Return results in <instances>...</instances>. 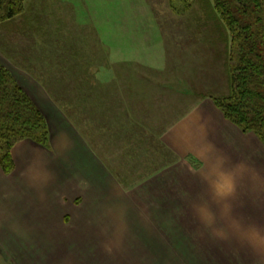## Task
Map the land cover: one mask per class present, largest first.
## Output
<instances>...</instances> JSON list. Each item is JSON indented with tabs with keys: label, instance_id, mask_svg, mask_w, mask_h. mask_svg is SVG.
Segmentation results:
<instances>
[{
	"label": "rangeland",
	"instance_id": "1",
	"mask_svg": "<svg viewBox=\"0 0 264 264\" xmlns=\"http://www.w3.org/2000/svg\"><path fill=\"white\" fill-rule=\"evenodd\" d=\"M229 51L214 0H26L0 24V64L49 136L17 143L12 173L0 167V262L13 248L27 264H82L70 248L81 242L112 244L110 264H264L192 211L211 197L191 170L208 142L233 162L258 156L264 174V139L221 108ZM232 203L264 227V191L241 185Z\"/></svg>",
	"mask_w": 264,
	"mask_h": 264
},
{
	"label": "trees",
	"instance_id": "2",
	"mask_svg": "<svg viewBox=\"0 0 264 264\" xmlns=\"http://www.w3.org/2000/svg\"><path fill=\"white\" fill-rule=\"evenodd\" d=\"M25 1L0 0V24L20 16ZM214 3L230 35L232 93L221 108L230 122L264 139V0ZM46 123L33 99L0 64V167L6 174L15 169L17 143L47 142Z\"/></svg>",
	"mask_w": 264,
	"mask_h": 264
},
{
	"label": "clouds",
	"instance_id": "3",
	"mask_svg": "<svg viewBox=\"0 0 264 264\" xmlns=\"http://www.w3.org/2000/svg\"><path fill=\"white\" fill-rule=\"evenodd\" d=\"M205 151L207 159L201 158L199 166L191 170L208 185L211 197L193 200L195 217L214 240H235L257 256H264V227L241 223L233 215L232 203L241 185L254 191H264V174L252 169L247 161H231L211 142L205 145Z\"/></svg>",
	"mask_w": 264,
	"mask_h": 264
},
{
	"label": "crops",
	"instance_id": "4",
	"mask_svg": "<svg viewBox=\"0 0 264 264\" xmlns=\"http://www.w3.org/2000/svg\"><path fill=\"white\" fill-rule=\"evenodd\" d=\"M256 150H258V149H256ZM256 150H252V151H256ZM19 152L20 151L18 150V148H15L13 150V157H14V160L16 161L17 165H18V159H17L18 157L17 156H19ZM25 153H26V156L32 157V155L34 154L33 148H31V147L30 148H26V152ZM239 160L241 161L242 159H239ZM250 160H252V161H250ZM260 160H261V157H260ZM231 161H232V159H231ZM247 162L252 167V165L257 166L258 163H260L261 161L258 162V156H256V157H252ZM49 169L51 171H55L56 169H60L61 170L63 168H59V166H54V164L53 165L49 164ZM252 169L256 170L257 168H252ZM81 229H85V228H79L78 229V231L80 233L84 234L83 233L84 230H81ZM66 230L68 231L70 229H68V228L66 229L65 228V229H61L60 231L66 232ZM17 232H18V230H17L16 227H13V228L10 227L9 233H17ZM53 232H54V230H53ZM73 232L71 234H67V235H72V234H74ZM98 233H100V232H98ZM68 247H70V246H68ZM70 248L72 250H75L76 252L78 251L76 256L78 257V260L80 262H82V264H110L109 261L112 260L111 258H109L108 254L104 253V251L107 250V249L108 250H113L112 244L111 245H107V244L104 245V244H95V243L88 244V243L78 242V243L72 244ZM18 253H19L18 251H16L15 249L12 248L11 252L8 253L9 255L7 254L8 255L6 257L7 258V262H9L11 264H18V261L20 260V262H19L20 264H27L26 259H29V261H31L30 257H27L25 259V257H23V256L21 258H19V260H18V257H17ZM114 261H117V259H114Z\"/></svg>",
	"mask_w": 264,
	"mask_h": 264
}]
</instances>
